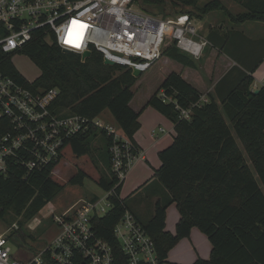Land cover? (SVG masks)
I'll list each match as a JSON object with an SVG mask.
<instances>
[{"label":"trees","instance_id":"16d2710c","mask_svg":"<svg viewBox=\"0 0 264 264\" xmlns=\"http://www.w3.org/2000/svg\"><path fill=\"white\" fill-rule=\"evenodd\" d=\"M234 1L244 11L231 14L217 0L202 7L198 6V0H132L140 10L155 16L187 13L192 17L221 10L233 25L247 21L264 23V0ZM214 32L217 30L211 29L206 35L208 42ZM223 34L225 44L221 49L240 62L247 72L237 75L235 83L228 85L223 94L219 93L217 100L209 94L207 102L192 108L189 119L180 118L175 104L186 108L197 102L201 94L179 74L171 72L146 103L174 124L172 142L158 153L160 166L153 174L167 197L156 201L151 218L142 222L130 210L126 199L119 196L121 183L115 186L116 180L110 175L99 182L104 191L113 188L109 197L112 207L104 216L93 220L96 235L111 247V264H127L113 233L125 210L134 215L152 238L159 264L165 263L169 250L180 239L188 237L192 227H197L211 244L209 258H197L192 264H264V83L258 89L251 88L252 73L264 58V51L252 57L253 64L246 66L244 60L248 56L234 55L226 52V48L228 42L233 44L236 34L249 39L232 29ZM19 52L37 65L38 78L28 82L6 56L2 69L34 92L57 88L59 93L50 106L52 111L92 118L106 110L133 148L138 149L133 134L139 128V114L129 105L136 81L131 69L104 64L102 55L95 50L82 60L55 43H47L40 30L33 32L32 39ZM163 54L184 66L196 67L193 58L178 50L174 43ZM123 68L126 69L116 73ZM161 92L171 101H163ZM96 134L106 143L108 162L111 140L99 131L78 134L68 143L73 153L80 156L88 153V141ZM55 165L56 162L31 171L27 177L23 168L11 165L7 174L0 176V219L7 212L19 217L18 234L11 237L12 241L34 252L41 247L31 235H24L23 226L62 191L63 185L51 178ZM84 177L80 173L70 182L80 184ZM171 203H175L179 213L174 234L165 230V210Z\"/></svg>","mask_w":264,"mask_h":264},{"label":"built area","instance_id":"2783aa9c","mask_svg":"<svg viewBox=\"0 0 264 264\" xmlns=\"http://www.w3.org/2000/svg\"><path fill=\"white\" fill-rule=\"evenodd\" d=\"M36 30L47 43L80 58L95 50L103 60L141 73L160 58L168 39L178 50L198 59L209 44L206 36L187 13L155 16L140 10L132 0H0V176L11 165L23 168L27 177L31 171L57 164L72 137L96 130L111 140L109 173L117 186L140 156L119 125L117 129L105 123L99 118L101 113L89 118L52 111L57 88L34 92L2 69L3 58L12 63ZM160 97L171 101L163 92ZM207 100L200 95L186 108L175 104L179 117L189 119L192 108ZM112 193L113 188L104 191L103 198L82 200L53 216L58 232L37 252L25 247L18 254L12 252V238L0 236V264H111V247L96 235L93 220L112 207ZM113 233L127 264H159L152 238L131 212L124 211Z\"/></svg>","mask_w":264,"mask_h":264},{"label":"crops","instance_id":"0c3cea01","mask_svg":"<svg viewBox=\"0 0 264 264\" xmlns=\"http://www.w3.org/2000/svg\"><path fill=\"white\" fill-rule=\"evenodd\" d=\"M230 29H232V31L241 32L242 35L249 40H245L236 34L233 37V44L231 45L230 42H228L227 46L234 50L236 49L235 51H237L238 55L248 56V58L244 60L247 64L246 66L252 65L254 56L264 51V23L247 21L239 25H233L226 19V23L222 21L219 22L217 32H214V34H212L213 39L211 38L212 40H209V50L205 53L204 58L197 68L184 66L178 62V65H176L177 70L163 72L164 74H162L157 88L152 94H148L146 102L142 107L133 106L131 102H129L130 107L139 114V128L133 134V139L140 151V156L134 161L125 179L122 181L119 196L121 199H126L130 210L142 222H147L151 218L156 201L163 200L167 197L164 189L155 180L153 174L154 170L160 166L158 153L172 142L174 135V124L151 106H146V103L156 90H158L164 78L171 72L179 74L186 82L197 89L201 95H205L207 99L208 95L211 94L217 100V95L219 93L223 94L228 85L232 86L235 83L236 78H238L237 75L240 76L242 71L247 72V69L241 66L240 62H237L221 49L225 44L221 37L223 31L225 30L227 32ZM210 31L211 28L207 27L206 32L209 33ZM169 59L170 58L163 56L153 66H156V64L162 61L168 64ZM163 67L164 66L158 67V73L163 71ZM225 76L226 79L223 81ZM252 76L253 83L251 88L258 89L264 83V58L256 66ZM96 136L100 137L99 134H96ZM98 139L100 145L104 149V153L107 154L104 139L102 137ZM235 139L237 144H239V140L236 137ZM68 147L70 150L67 152L65 150ZM69 152L79 157L73 153L71 144L68 143L58 163L53 168V173H55V168L57 169ZM106 166L109 178L110 169L109 161L107 162V160ZM138 177L141 178L134 180V178ZM144 192L150 195L145 201V204H147L146 210H148L145 213L142 208L139 207L140 197H138L139 194ZM95 196L96 195L93 197ZM178 219L179 213L175 203L169 204L165 210V230L174 234ZM199 232L197 227H192L189 236L180 239L169 250L164 264H192L197 258L208 259L211 253V244L207 237ZM188 245H190L191 249H188Z\"/></svg>","mask_w":264,"mask_h":264},{"label":"rangeland","instance_id":"374dc122","mask_svg":"<svg viewBox=\"0 0 264 264\" xmlns=\"http://www.w3.org/2000/svg\"><path fill=\"white\" fill-rule=\"evenodd\" d=\"M209 1L212 0H198L197 4L199 7H202ZM217 1H219L221 5L224 6V8L227 9L231 14L235 15L244 11L243 7L234 0ZM175 15V13H172L167 17H174ZM192 18L195 20V24L199 27V32L203 36L208 35V32H206L207 27L217 30L219 22L222 21L226 23V16L222 13L221 10H212L200 16L193 15ZM172 43L173 41L170 39H168L164 43L161 56L158 60H160L163 56L167 57L163 54V51L166 50L168 47L172 46ZM208 47L209 44L203 50V53L200 58L193 59L196 68L201 63L205 53H207V51L209 50ZM226 52L237 55V51L230 47L226 48ZM11 60L16 70L28 82H33L36 78H38L40 71L37 65H35L34 62L28 56H26L25 54H16L12 57ZM176 65H178V62L171 59H169L168 64L167 62L162 61L161 63L156 64V66L150 67L146 71L142 72L138 77H136V81L132 87L134 94L130 101L131 104L133 106L142 107L146 102L148 94H152L157 88L161 80V76L162 74H164L163 72L177 70ZM159 66H164L163 71L160 73H158ZM125 69L126 68L117 70L116 73L118 74L124 71ZM99 118L105 123L112 124L115 128L119 129L118 124L114 121L108 111H103ZM98 138L100 137L94 136L89 139V150L88 153H86L85 155L77 157L71 152L66 154L63 159V162L59 164L57 169L55 168V173H51V178L59 184L63 185L62 191L54 199L49 201L30 221L25 223L23 226L24 235H31L34 240L38 242V247H44L46 243H49L58 232V229L53 221V216L73 208L75 205H77V203L85 199H90L94 195H96L98 198L104 197V191L99 186V182L101 178L108 179V172L106 166V154L104 153V149L100 145V141ZM238 145L243 150L240 142ZM69 150L70 148L68 147L65 151L68 152ZM243 154L247 159L244 150ZM248 164L250 165L249 161ZM252 171L255 177L257 178L253 169ZM80 173L85 174V177L82 179L81 183H71L70 179L75 175H79ZM140 178H134V180ZM138 197H140L139 207L142 208L144 213L147 212V204H145V201L147 198L150 197V195L144 192L142 194H139ZM19 219V217H15L11 212H7L4 217L0 219V236L12 237L13 235H17V221ZM14 225H16V227ZM202 235L204 236L203 233ZM10 246L12 252L16 251L17 254L19 252V249L23 247L18 246L13 241L10 242ZM25 249H27L28 251L33 250L26 246ZM188 249H191L190 245H188Z\"/></svg>","mask_w":264,"mask_h":264},{"label":"water","instance_id":"95a60500","mask_svg":"<svg viewBox=\"0 0 264 264\" xmlns=\"http://www.w3.org/2000/svg\"><path fill=\"white\" fill-rule=\"evenodd\" d=\"M63 51L66 52V53H69L70 52L67 49H64ZM89 56H90V52L89 51H86V52L82 53L81 58L82 59H85V58H87ZM103 62H104V64H107V65H113L114 64L112 61L107 60V59H104ZM140 74H141V71L140 70H137V69L132 70V75L134 77H138ZM256 92H257V90H256ZM80 264H84V263H80Z\"/></svg>","mask_w":264,"mask_h":264}]
</instances>
